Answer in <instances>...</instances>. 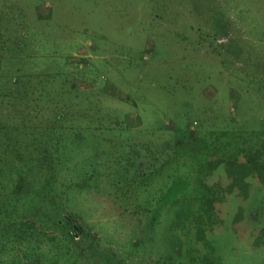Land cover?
I'll use <instances>...</instances> for the list:
<instances>
[{
    "label": "rangeland",
    "instance_id": "rangeland-1",
    "mask_svg": "<svg viewBox=\"0 0 264 264\" xmlns=\"http://www.w3.org/2000/svg\"><path fill=\"white\" fill-rule=\"evenodd\" d=\"M0 264H264V0H0Z\"/></svg>",
    "mask_w": 264,
    "mask_h": 264
},
{
    "label": "trees",
    "instance_id": "trees-1",
    "mask_svg": "<svg viewBox=\"0 0 264 264\" xmlns=\"http://www.w3.org/2000/svg\"><path fill=\"white\" fill-rule=\"evenodd\" d=\"M188 175L189 174L181 175L179 173V175H176L171 179V183L169 184V186L166 187V190L164 194L162 195L163 203L161 204V206L158 207V209L154 212V214L151 217V222L149 223L150 227L154 228V224L158 221V218L161 215V211L165 207L169 205L173 206L174 203L178 201L177 199L179 197H182V198L185 197V192L188 190L189 184L191 183ZM50 187L52 188V186H50L48 183H46L45 185V182H44L42 188L36 190L37 191L36 194L31 195L30 192H28L31 190V187H28V185L24 186L21 189H19V192L20 193L23 192V194L22 196H18L17 201H20V202L21 200L26 201L27 200L26 195H30L28 201L32 203L33 196H37V198H39L40 201L43 202L45 206H48L49 205V201H47L48 197L47 196L43 197V196L46 192L49 191ZM46 188L48 189V191L45 190ZM46 201L48 203H45ZM39 206H40V203L39 204L37 203L36 207H39ZM57 209L59 208H56L53 210L56 211ZM36 210L40 211L39 209H36ZM184 212H185L184 209L180 207L178 210V216L183 215ZM51 222L53 225L57 226L59 229L63 228L64 230H67L65 233V236L69 241L74 240L76 236H79V231L81 233V227L77 225L75 219L71 215L63 214L62 218L59 220H56V218L53 217L52 220L48 221L49 225L51 224ZM82 235L84 237V234Z\"/></svg>",
    "mask_w": 264,
    "mask_h": 264
}]
</instances>
